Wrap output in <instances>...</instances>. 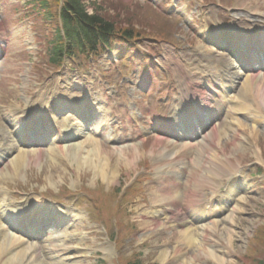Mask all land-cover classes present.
<instances>
[{
  "label": "rangeland",
  "instance_id": "374dc122",
  "mask_svg": "<svg viewBox=\"0 0 264 264\" xmlns=\"http://www.w3.org/2000/svg\"><path fill=\"white\" fill-rule=\"evenodd\" d=\"M83 2L90 14H100L115 22L117 28H137L145 34L130 44L115 43L111 51L106 50L95 60L83 58L82 55L66 57L63 67L57 69L49 63L47 53L53 24H49L40 14L35 0H0L2 55L6 50L0 61V118L4 116L12 120L17 117L12 116L16 107L37 100L38 103L34 102L33 106L40 111L46 100L50 103L54 94L64 97V91L84 98L88 92L94 99L96 92L102 95L100 91L103 89L115 95L110 101L111 105L103 106H107L105 113L110 114L112 106L116 114L122 115L125 108L121 104L128 100L135 101L134 97L139 96L152 114L165 115L168 113V101L159 103L158 99L171 92L174 81H177L175 77L179 74L173 68L181 69L188 76L185 73L189 67L187 63L191 69L196 68L194 60L201 56L204 60L214 56L215 64L221 59L215 53L210 56L208 50L211 47L198 34L197 29L206 26L204 22L209 26L214 25L217 20L230 19L234 14L240 28H254L260 34L264 33V0ZM163 56L168 59L169 70L164 69L167 64L164 61L161 62L162 67L153 65V57ZM192 70L194 72L195 69ZM148 71L154 72L157 81L152 89L141 93L136 90L138 76ZM257 77L264 85V73L257 74ZM48 85H51L49 90L52 95H46L47 99L41 104ZM245 95L242 97L250 103L249 109L239 111L235 107L225 114L226 124L231 122L234 125L233 121L239 119L236 130L227 129L224 135L222 124L217 126L218 134L223 136L215 138L218 143L216 151L220 149L225 153L217 156L215 166L212 165L215 169L209 173L217 175L219 171L222 172V168L229 172L235 170V173L243 174L249 186H252L239 195L235 211L228 213L229 217L232 216L229 218L230 224L227 221L219 222L216 229L212 230L210 224L214 218L202 220V224H199L201 228L205 227V231L211 233L208 240L190 244L181 241L179 234L172 235L171 225L159 231L152 230L155 225L149 228L146 226L151 206L143 204L140 196L144 192L151 199L150 194L159 187L153 184L158 176L152 160L162 147L156 142L157 133L147 123L148 115L132 117L133 127L125 132V135H129L132 131L133 137L138 136L137 130L140 134L142 131L146 134L145 137L142 135L141 140L133 141L139 149L138 153L134 152L132 145L124 150L130 158H136L135 166H127L121 157L118 163H114L117 156L113 142L107 141L105 136L97 138L102 151L118 167L116 180L110 181L108 176L95 174L90 168L73 163L74 159L65 150L67 146L82 142L85 148L83 153L87 155L88 149H91L87 147L90 140L83 136L85 138L70 142L67 146H56L52 150L34 149L31 146L22 148L27 151L25 155L30 159L25 160L19 171L12 173L13 179L0 181L1 200L6 198L18 205L32 202L42 207L60 206L70 212L69 219L74 218V213L84 212L81 223L77 221L73 228L60 233L63 239L60 243L56 242V249L51 250L48 245H45L47 248L43 247L44 252H49V257L61 253H64L66 259L73 257L72 264H135L136 259L141 261L140 264H260L264 261V174L249 178L247 175L257 172L256 163L264 169V104L256 107L253 104V100L257 99L254 98L255 94L251 92ZM61 120L58 118V124ZM163 142H167V139ZM10 158L0 166V176H4L5 171L12 167ZM27 162L29 166L25 167ZM137 172L141 174L135 177ZM145 172L149 173V179L138 183L134 193L129 194L138 177ZM17 173L19 177H16ZM197 178L200 175L191 173L188 176L189 187L193 186L192 182ZM207 183L208 180L202 179L203 188ZM198 195L203 196L200 192ZM138 215L146 216L145 220ZM12 222H15L13 218ZM167 232L169 234H165ZM210 247L220 251V261H215L203 252L204 249L210 250ZM164 250H168L167 257L161 260V252ZM38 255L43 256V251ZM43 260L44 256L42 262L45 264L52 261L51 258Z\"/></svg>",
  "mask_w": 264,
  "mask_h": 264
},
{
  "label": "bare ground",
  "instance_id": "6f19581e",
  "mask_svg": "<svg viewBox=\"0 0 264 264\" xmlns=\"http://www.w3.org/2000/svg\"><path fill=\"white\" fill-rule=\"evenodd\" d=\"M210 54V53H209ZM214 55V54H213ZM223 55L225 56V61H223V65L227 66L226 67V73L230 74V66L227 63V60L231 63V61H233L231 55H229V53H227L226 51H223ZM211 56V54H210ZM214 56L210 59H207V62L201 63L199 64V62H196L195 65H197L198 68H196V70H198L197 73L192 74L193 76H195V78H199V75L202 74H208V77H210L211 80L206 79L204 77H206V75H203L202 77H200L201 79H204L206 81H212L213 78H215V75L212 74V69H214L212 67L213 62H214ZM205 64V65H204ZM187 66H190L189 64H187ZM205 66V67H203ZM212 67V69H211ZM219 67V66H218ZM228 70V71H227ZM231 76V81L228 80L226 81V85L227 87H230L232 89H234L233 85H234V78L232 74H230ZM223 79H221L222 81ZM224 82H222L223 84ZM237 95L239 97L238 101H237V105L235 107H238L240 110H246L247 108H249V102L247 101V99L245 100L242 96L245 95L248 96L249 93L253 92L255 94L254 98L257 97V99L253 100V104H256V107H261L262 102H264V85L260 82V79H258L257 76L255 77H247L245 78L242 82L239 83L238 86V91H237ZM252 96V95H251ZM248 98V97H247ZM40 99V97H39ZM36 102V101H33ZM38 102V100H37ZM69 105H73L76 106L72 101H68ZM246 103V105H245ZM32 106L31 103H29V106H27L28 108ZM234 107V108H235ZM147 111V109H145ZM24 114H27V112H23ZM33 113H29L27 114V117L29 118L28 121L24 122L23 120H21L20 118H13L12 121H8L5 118H0V145L2 146V149L0 150V164L2 165L4 163L5 158H1V154H3V152H7V153H12L13 151H17L13 157L10 159L12 167L9 170H6L5 173V177H3V179H8L10 177H8V173H13L15 172V170L19 171L21 164L23 162H25L26 159H30L28 158V156H26V152L21 150V149H17L18 146H20L21 144H23L26 141V135L23 133V130L25 129V125H29V123L31 121H33V119H36ZM74 116L75 119H78L76 117V115H72ZM226 118V117H225ZM224 118V122L221 121L222 123V128L221 130H223V133L225 135V132L227 131V129L233 131L232 129H235L237 126H239V119H236L233 121L234 125L230 122L229 124H226V119ZM235 119V118H233ZM104 120V118L100 115H95L94 116V122L90 123V125H93L92 128L95 129L96 131H98L99 129L104 130L105 128L103 127V125L101 123H103L102 121ZM229 120V118H228ZM106 120H104L105 122ZM77 122V121H76ZM106 123V122H105ZM220 124V126H221ZM76 130L73 127L71 133L76 136L78 131L81 132L83 130L82 126H81V122L76 123ZM226 128V129H225ZM236 130V129H235ZM77 131V132H76ZM86 134V133H85ZM198 134V133H196ZM59 137V135H56ZM196 138V135H194ZM193 136V137H194ZM216 136H223L218 134V131L216 130V128L213 130H211V133H206L203 135V137L200 140L197 141H191V142H172L171 140L167 141V142H163V139L165 136H157L156 138V142L161 144V148L158 151L159 156H157L154 159L153 165L156 166V169L159 170L158 172V176L160 179V187L155 190L154 194L151 196V204H152V210L151 212V216L154 219H151L152 221L149 220L148 217L146 220L147 223V227H150V223H153V220H157L156 222L163 226L164 223L162 221V219L164 218L165 220L170 218L171 220H173V216L172 215H168L167 212L165 211V207L167 209H172L173 211H175V215L174 217H176L177 219L182 220V224L184 225V230L181 231V237L183 238L182 240L185 242H189L190 244H195L197 241L199 240H208L209 239V233L208 231H205V227L204 230L200 227L196 228L193 227L192 224H190V221L188 220L189 215L184 212V213H180L178 212V206L183 204L184 201H187V197H186V191L188 189H190V185L187 184V178L188 176L192 173V174H197L200 175V178L194 180L192 182V188L191 190L195 193L197 191L201 192L202 191V184L201 181L202 179H207L210 180L209 184L211 189H213L214 187H218L216 184H214L215 180L217 179V177L219 178V175L216 177L214 174L209 173L210 171L213 170V166H215V162L217 156H219V154H223L225 153V151H222L220 149H217L218 151H216V147L218 146V143L216 141ZM173 137H177V134H173ZM168 138V137H167ZM193 139V138H191ZM193 142V143H192ZM89 143L91 144V149H88L87 155L86 153H83L85 148L82 146V142L77 143L71 147L67 146V149L65 151H69V155L70 157H72L74 159L73 163L79 164L78 166H86L87 168H90L91 170H93L95 172V174L98 175H102V176H108L111 180H116L117 178V174H118V167L114 164L111 163V157L108 156L107 153L102 151V148L99 144V142L95 139L92 138L90 139ZM121 143V142H120ZM117 143V144H120ZM173 144V145H172ZM116 145V144H115ZM172 145V146H171ZM136 144H132V147H134V152L138 153L139 149L136 148ZM129 148V146L125 145H121L120 147H116L115 146V150H116V160L114 163H118L121 159H125V163L127 166L131 167L132 164L135 163L136 158L131 157L126 155V152L124 151L125 149ZM17 149V150H16ZM60 149H64V148H60ZM192 151L193 155L191 157L190 156V152ZM216 151V152H215ZM220 152V153H219ZM104 155V156H103ZM29 166V162L26 163L25 167ZM135 166V164H134ZM212 166V167H211ZM218 167V166H216ZM196 169H200V171L198 172V170ZM215 169V168H214ZM224 168H222V172H226V173H222L220 175V177H224L226 175H228L229 173H234L233 170L231 172H229V170L224 171ZM12 170V171H11ZM220 172V171H219ZM206 173V174H205ZM186 174V178H183V175ZM20 175L17 173L16 177H19ZM204 177V178H203ZM112 178V179H111ZM2 179V178H1ZM234 180V178H233ZM237 185V184H236ZM230 187V186H229ZM230 191H233L230 189ZM233 195V194H231ZM235 196V195H234ZM222 202V201H221ZM188 212L189 211H196L197 206L198 210L201 209V206L199 204L198 200L195 201H191L188 200ZM34 205V204H33ZM195 205V207H194ZM31 210L35 212V208L34 206H30ZM226 207V205H225ZM224 207V208H225ZM18 210V207H14L13 206V211ZM61 210H59L60 212ZM38 213V212H37ZM1 214L3 216L4 221L0 220V264H44L42 262L43 256L40 255V259H38L37 254H40L41 252V248H34L33 245H24L21 243H16L17 240L15 239V237L13 236V234L9 231L6 232V229H4V227H6L7 224V218L10 214H8V212L6 211V204L4 205V209L2 207L1 209ZM33 215V214H31ZM66 213L63 214L61 216L62 219H68L66 218ZM138 217H141L138 215ZM146 216L144 217V215L141 217L142 220H145ZM200 218V217H199ZM198 218V219H199ZM232 218V216H227L226 218H219V220L215 219L214 221L211 222V228L212 230H215L217 225L219 224V222H229V224L231 223L230 219ZM169 219V220H170ZM197 219V220H198ZM6 223V224H5ZM10 226V225H9ZM227 227V226H226ZM4 229V230H3ZM200 229L201 233H200ZM211 230V231H212ZM213 232V231H212ZM54 231L51 232L50 236H55ZM49 243L54 241V237H51L50 240H48ZM29 244V243H26ZM212 246V245H210ZM210 250L204 249V253L208 256H210L211 258H213L215 261H220V258L218 257V253H220V251L218 249H214L212 247H210ZM178 249V247L176 248ZM167 253L168 250H164L161 252V260H165V258L167 257ZM46 257V256H45ZM42 258V259H41ZM223 262V260H221Z\"/></svg>",
  "mask_w": 264,
  "mask_h": 264
},
{
  "label": "trees",
  "instance_id": "16d2710c",
  "mask_svg": "<svg viewBox=\"0 0 264 264\" xmlns=\"http://www.w3.org/2000/svg\"><path fill=\"white\" fill-rule=\"evenodd\" d=\"M35 2L40 14L55 27L48 51L50 63L54 65L60 66L64 56L73 53L75 47L80 51L91 52L97 46L115 39L136 40L145 34L137 28H117L115 22L100 14H88L82 0H35ZM55 6L58 8L55 9Z\"/></svg>",
  "mask_w": 264,
  "mask_h": 264
}]
</instances>
